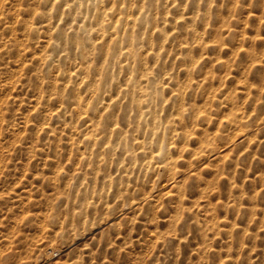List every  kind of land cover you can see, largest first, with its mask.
<instances>
[{
  "label": "clouds",
  "instance_id": "clouds-1",
  "mask_svg": "<svg viewBox=\"0 0 264 264\" xmlns=\"http://www.w3.org/2000/svg\"><path fill=\"white\" fill-rule=\"evenodd\" d=\"M0 264H264V0H0Z\"/></svg>",
  "mask_w": 264,
  "mask_h": 264
}]
</instances>
